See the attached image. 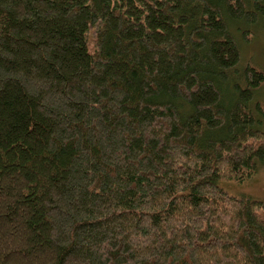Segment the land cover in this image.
I'll return each mask as SVG.
<instances>
[{"label": "trees", "instance_id": "1", "mask_svg": "<svg viewBox=\"0 0 264 264\" xmlns=\"http://www.w3.org/2000/svg\"><path fill=\"white\" fill-rule=\"evenodd\" d=\"M264 0H0V264H264Z\"/></svg>", "mask_w": 264, "mask_h": 264}, {"label": "rangeland", "instance_id": "2", "mask_svg": "<svg viewBox=\"0 0 264 264\" xmlns=\"http://www.w3.org/2000/svg\"><path fill=\"white\" fill-rule=\"evenodd\" d=\"M253 33L250 43L237 38L240 41L243 64L252 63L255 67L264 70V33L259 29H254ZM257 99L264 102V91L259 92ZM260 119L264 123V115ZM219 186L231 195L248 196L264 202V167L253 178L245 182L224 180L219 182Z\"/></svg>", "mask_w": 264, "mask_h": 264}]
</instances>
